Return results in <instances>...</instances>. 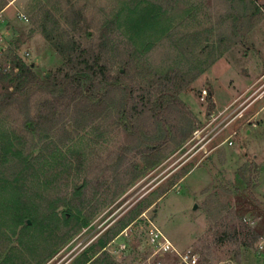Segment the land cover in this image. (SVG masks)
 <instances>
[{
  "label": "rangeland",
  "instance_id": "rangeland-1",
  "mask_svg": "<svg viewBox=\"0 0 264 264\" xmlns=\"http://www.w3.org/2000/svg\"><path fill=\"white\" fill-rule=\"evenodd\" d=\"M254 3L260 8L258 25L246 38L240 32L234 47L221 46L220 34L229 36L233 24H239L238 31L244 29L234 20L247 22L256 14ZM150 5L168 9L159 14V21L171 36L164 42L149 33L134 36L138 54L128 81L137 97L156 82L158 74L179 67L195 74L213 50L220 46L224 50L179 95L197 121L196 129L179 146L172 141L163 144L165 157L152 168L147 165L152 154L147 149L155 147L151 143L154 137L163 139L165 135L152 120L145 134L134 139L127 137L123 126L111 125L113 117L70 135V141L65 139L67 147L57 157L73 158V174L60 182L65 185L56 189V196L46 189L32 196L37 199L36 194L46 193L57 199L71 195L75 185L84 186L82 219L85 214L93 217L45 264H73L86 252L91 256L93 246L108 230L142 206L141 215L105 249L119 264H126L128 258L127 264H134L151 254L146 240L152 225L180 251L194 250L202 264H264V0H0L4 20L0 97L13 90L14 54L42 82L58 75L66 59L45 34L62 43L74 40L78 49L101 55L107 76H115L119 70L125 73L120 63L123 49L115 46L123 48L122 43L133 36L128 24L134 12ZM112 21L116 22V41L103 46V32ZM209 96L215 105L211 111ZM46 102L56 101L51 94L39 93L29 107L13 105L0 112V125L26 137V126H33L28 116L36 120ZM60 111L57 142L64 128L74 130L67 121L73 108ZM170 117L178 126L180 115ZM38 145L35 155L42 148ZM79 160L82 167L75 170ZM170 183L173 186L168 190ZM115 192L118 195L106 205ZM37 200L40 203L39 197ZM58 211L63 215L69 208L60 206ZM253 233L260 236L255 245L242 246ZM120 246L126 247L125 259L117 253ZM165 262L175 264L172 258Z\"/></svg>",
  "mask_w": 264,
  "mask_h": 264
},
{
  "label": "trees",
  "instance_id": "trees-1",
  "mask_svg": "<svg viewBox=\"0 0 264 264\" xmlns=\"http://www.w3.org/2000/svg\"><path fill=\"white\" fill-rule=\"evenodd\" d=\"M254 7L256 14L247 18V22L244 18L234 20H238L244 26L243 30L238 31L239 24H233L229 36L220 34L218 43L221 46L226 44L228 49L234 47L239 42L240 32L241 36L246 38L258 25L260 19L257 18V14H260V8L255 3ZM167 10L161 5L157 7L150 5L134 12L135 15L130 18L128 24L133 36L122 43L123 48L120 44L115 46L123 49L120 53V63L125 73L119 70L115 76H107V68L101 64V55L95 54L92 50L78 49L74 40L62 43L54 40L49 34H45L46 38L54 43L58 52L66 59L58 75L50 76L42 82L32 68L14 54V67L17 72L15 78L11 80L13 90H7L0 97V112L17 104L29 107L39 93L53 95L56 102L43 104L36 120L28 116L33 126L32 128L26 126L28 132L26 137H19L0 125V264H45L93 217L92 213L90 216L85 214L82 219L86 209L81 195L84 186L75 185L71 195L55 198L56 189L61 190L65 185L60 186V182L68 180L74 171L73 158L57 157V153L67 147L63 141L72 139L70 135L80 134L95 123L113 117L111 125L123 126L127 137L134 139L145 134L146 126L149 120H152L156 128L165 133L163 139L154 137L155 140L151 143L155 147L147 149L152 153L147 165L152 168L165 157L161 151L163 144L172 141L179 146L195 131L197 121L193 119L179 95L224 54L221 46L211 52L208 61L201 68H197L195 74L186 71L185 67L158 74L156 82L150 85L140 98L135 95L132 82L128 81L133 60L138 54L134 47L136 45L133 41L134 36L149 33L160 38L162 42L170 39L171 34L166 35L165 25L159 21V14ZM115 30L116 22L112 21L103 32V46L116 41ZM61 73L63 75L59 78ZM190 74L194 76L190 77ZM208 99L211 111L215 105L211 96ZM71 108L74 114L67 121L74 126V130L64 128L63 136L58 138L57 142L55 132L61 123L60 110L68 111ZM172 113L180 115L178 126H174L172 122L170 117ZM38 143L42 144V148L35 155ZM82 164V160H79L75 170L81 169ZM184 175L179 177L182 178ZM134 180L135 178L131 182ZM172 186L173 183L168 184V190ZM42 189L50 191L55 196L46 193L43 196L36 194L35 197L41 199L39 203L38 197L35 199L32 195ZM117 193L109 196L111 198L106 205L114 200ZM60 206H67L69 212L60 215L58 211ZM143 207L134 210L117 226L108 230L93 246L94 252L91 256L86 252L73 264H119L105 249L141 215L145 209ZM239 218L242 220L241 216ZM28 220L31 221V225H28ZM259 237L253 233L242 246H254ZM239 255L240 251L238 258ZM129 259L125 261L126 264Z\"/></svg>",
  "mask_w": 264,
  "mask_h": 264
},
{
  "label": "built area",
  "instance_id": "built-area-1",
  "mask_svg": "<svg viewBox=\"0 0 264 264\" xmlns=\"http://www.w3.org/2000/svg\"><path fill=\"white\" fill-rule=\"evenodd\" d=\"M20 18H26L24 15H20ZM4 20L2 13H0V50L3 49L1 45L4 41ZM146 244L151 249L149 256L139 257L134 264H166L165 260L172 258L175 264H202L198 254L194 250L180 251L171 240L164 234V232L152 225L147 232ZM126 247H121L117 250L121 259L126 258Z\"/></svg>",
  "mask_w": 264,
  "mask_h": 264
},
{
  "label": "water",
  "instance_id": "water-1",
  "mask_svg": "<svg viewBox=\"0 0 264 264\" xmlns=\"http://www.w3.org/2000/svg\"><path fill=\"white\" fill-rule=\"evenodd\" d=\"M197 208V206H195V209ZM28 224H31V221L30 220H28V222H27Z\"/></svg>",
  "mask_w": 264,
  "mask_h": 264
},
{
  "label": "crops",
  "instance_id": "crops-1",
  "mask_svg": "<svg viewBox=\"0 0 264 264\" xmlns=\"http://www.w3.org/2000/svg\"><path fill=\"white\" fill-rule=\"evenodd\" d=\"M9 7H10V6H9ZM7 9H8V7H7ZM7 9H5V10H7ZM5 10H4V11H5ZM4 11H2V12H4ZM8 29H9V28H8Z\"/></svg>",
  "mask_w": 264,
  "mask_h": 264
}]
</instances>
